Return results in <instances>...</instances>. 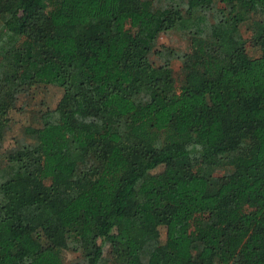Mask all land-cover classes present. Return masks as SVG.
Returning a JSON list of instances; mask_svg holds the SVG:
<instances>
[{"label":"trees","instance_id":"1","mask_svg":"<svg viewBox=\"0 0 264 264\" xmlns=\"http://www.w3.org/2000/svg\"><path fill=\"white\" fill-rule=\"evenodd\" d=\"M9 1L0 144L60 96L0 146V264H264V0Z\"/></svg>","mask_w":264,"mask_h":264},{"label":"rangeland","instance_id":"2","mask_svg":"<svg viewBox=\"0 0 264 264\" xmlns=\"http://www.w3.org/2000/svg\"><path fill=\"white\" fill-rule=\"evenodd\" d=\"M18 0H10L8 7L13 9ZM241 36L243 39L247 40L250 37L249 31L245 29L244 26L240 29ZM157 46H165L176 49H185L187 43L185 39L175 31L159 33L156 38ZM245 50L249 56H257L259 50L250 45L249 42L245 43ZM154 59V58H153ZM155 60V59H154ZM157 61V60H155ZM167 68L170 73L171 80L173 84L177 87L179 86L182 80V74L179 71V62L177 60H170L167 64ZM60 96V89L54 85H40L32 88L27 94H20L16 97L15 101L10 105L9 109V130L7 131L2 143L0 146L2 148H7L12 143V137L16 134L18 128L21 125H26L33 123L32 115L33 111L38 108L39 105L46 106L48 108L54 107ZM210 160H213L212 157H207ZM159 169H156L157 171ZM224 173L222 168H215L213 170V175L221 177ZM159 237L162 241L164 238L163 228H159ZM61 261L64 264H69L74 258L75 254L70 252L68 249L59 250L58 252Z\"/></svg>","mask_w":264,"mask_h":264}]
</instances>
